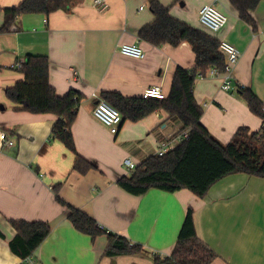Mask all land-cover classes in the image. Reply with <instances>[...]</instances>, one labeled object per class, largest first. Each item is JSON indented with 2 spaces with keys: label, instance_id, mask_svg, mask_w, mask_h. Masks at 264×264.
I'll return each instance as SVG.
<instances>
[{
  "label": "crops",
  "instance_id": "0c3cea01",
  "mask_svg": "<svg viewBox=\"0 0 264 264\" xmlns=\"http://www.w3.org/2000/svg\"><path fill=\"white\" fill-rule=\"evenodd\" d=\"M23 0H0V29L5 8ZM95 0H73L66 10L50 16L24 15L10 33H0V264H21L10 242L11 220L44 222L52 232L31 259L35 264H155L154 256L170 257L189 209L199 239L215 254L211 264H264V179L234 174L215 184L201 199L189 190L169 193L152 189L143 196L125 191L119 181L129 177V163L139 166L156 155L160 143L177 138L183 126L164 110L123 123L119 133L93 115L105 93L141 98L147 88L161 86L168 96L177 68L192 69L195 54L189 43L155 47L139 33L155 21L148 0H107L100 12ZM176 19L237 47L242 56L233 85H242L264 103V0L252 13L256 29L240 19L228 0H158ZM215 5L228 17L219 33L208 31L199 11ZM143 7V10L141 8ZM124 44H139L143 60L125 57ZM27 55L47 56L51 85L59 96L82 95L72 134L78 154L95 169L73 171L75 155L51 137L58 121L53 115L18 110L6 90L25 77L14 66ZM203 108L202 124L227 145L241 127L257 132L263 121L248 107L240 90L223 89L221 76L210 74L195 84ZM15 142L5 146L1 135ZM181 142L178 144V146ZM67 204L93 217L109 233L141 245L143 253L106 257V236L82 234L68 220L69 210L56 200L55 188Z\"/></svg>",
  "mask_w": 264,
  "mask_h": 264
},
{
  "label": "trees",
  "instance_id": "16d2710c",
  "mask_svg": "<svg viewBox=\"0 0 264 264\" xmlns=\"http://www.w3.org/2000/svg\"><path fill=\"white\" fill-rule=\"evenodd\" d=\"M241 20L256 29L252 13L262 0H228ZM73 0H23L18 6L5 8L4 25L0 33H10L20 17L24 15H45L66 10ZM155 21L146 25L139 33L142 41L155 47L170 45L179 47L189 43L195 54L192 69L177 68L170 94L163 100L128 98L120 94L105 93L102 99L117 109L126 121L139 122L158 110H164L172 119L179 120L184 130L190 131L189 139L176 150L164 156L154 155L146 159L129 177L119 181V185L134 196H143L152 189L169 193L189 190L204 199L211 188L224 178L234 174H247L264 179V103L247 88L240 92L251 112L263 121V127L251 132L241 127L229 144L217 141L202 124L203 108L195 98V84L200 75L207 77L211 69L221 75L226 71L227 59L220 50L221 41L212 35L193 28L172 16L171 10L158 0H148ZM185 0H174V4ZM51 63L47 56L27 55L19 72L25 77L6 90V98L18 110L38 115H53L58 118L51 137L61 142L75 157L73 171L88 174L95 167L81 157L75 146L72 127L82 95L76 91L59 96L50 80ZM123 125V124H122ZM57 202L69 210L68 220L77 231L96 240L108 238L106 257L143 253L141 245L130 242L125 237L109 233L98 225L88 214L65 203L55 188ZM15 237L10 248L21 264L32 259L36 251L52 232L48 223L11 220ZM0 236L4 235L0 232ZM216 254L203 243L197 234L193 210L189 209L181 229L178 242L170 257L154 256L155 264H211Z\"/></svg>",
  "mask_w": 264,
  "mask_h": 264
},
{
  "label": "built area",
  "instance_id": "2783aa9c",
  "mask_svg": "<svg viewBox=\"0 0 264 264\" xmlns=\"http://www.w3.org/2000/svg\"><path fill=\"white\" fill-rule=\"evenodd\" d=\"M94 6L100 12H106L109 9L107 0H95ZM143 10V7L141 8ZM200 23L210 32L219 33L228 24V17L221 12L215 5H207L201 8L199 11ZM221 52L227 59L226 71L223 75L219 73L217 69H211L210 74L213 76H221L223 79V89L226 91L237 92L240 89H245L242 85H233V73L236 65L239 63L242 52L226 41H221L220 45ZM119 52L121 55L133 59L143 60L146 58V53L139 44H124L120 46ZM23 63H18L14 66L15 69H20ZM199 78H204L200 75ZM93 97L97 99V103L93 110V115L100 120L105 126H107L111 133L117 135L123 124V117L121 113L109 105L105 100L95 93ZM142 97L144 99L154 98L163 100L167 96L161 86H153L147 88ZM190 136L189 130H183L180 132L177 138L166 139L160 143V147L156 153L158 156H164L167 153L176 150L184 141L188 140ZM2 142L5 146L13 147L15 142L11 140L8 135L4 132L1 135ZM181 144L178 146V144ZM137 166L129 163L128 170L135 171ZM27 264H35L31 259L26 261Z\"/></svg>",
  "mask_w": 264,
  "mask_h": 264
},
{
  "label": "water",
  "instance_id": "95a60500",
  "mask_svg": "<svg viewBox=\"0 0 264 264\" xmlns=\"http://www.w3.org/2000/svg\"><path fill=\"white\" fill-rule=\"evenodd\" d=\"M181 6H184V3H181Z\"/></svg>",
  "mask_w": 264,
  "mask_h": 264
}]
</instances>
